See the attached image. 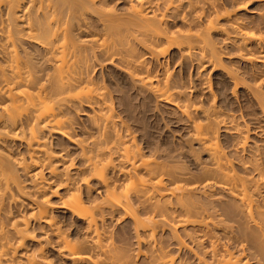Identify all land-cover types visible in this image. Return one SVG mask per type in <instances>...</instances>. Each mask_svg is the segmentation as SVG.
Returning <instances> with one entry per match:
<instances>
[{
  "label": "bare ground",
  "instance_id": "6f19581e",
  "mask_svg": "<svg viewBox=\"0 0 264 264\" xmlns=\"http://www.w3.org/2000/svg\"><path fill=\"white\" fill-rule=\"evenodd\" d=\"M191 1L187 2L191 23L187 11H182L187 6L181 7L177 0H127L122 13L108 10V0L3 1L8 25L0 22L7 26L3 30L0 25V141L17 140L22 150L14 164L0 154V264H54L44 254L38 233L43 229L44 235L54 236L51 241L57 250L73 262L132 264L107 222L117 217L132 221L137 243L144 236L151 243L148 264L185 263L161 236L156 237L157 228L164 225L177 239L178 250L191 251L194 264H264V75L259 77L254 66L255 62L264 66V10H258L261 25L254 31L239 21V2L232 0L236 6L228 10L217 6L216 0ZM258 1L264 7V0ZM177 16L189 24L187 28L169 25V17ZM219 17L226 18L227 31L237 40V56L252 65L241 72L237 67L225 70L233 84L231 94L246 86L260 108L263 121L251 131L262 138L261 144L247 146V129L242 140L236 137L230 146H222L220 131L240 134L242 115L222 109L209 82L202 88L210 93L211 101L204 105L197 96L177 89L179 85L171 83L166 71L168 57L164 55L171 47L180 50L181 59L194 57L214 69L222 65L221 52L209 37ZM28 43L39 48L30 51ZM138 48L143 52L138 53ZM100 55L117 59L132 88L171 104L190 121L189 141L196 144V152L206 155L202 160L196 153L184 155L197 162L196 173L174 163L177 160L148 156L128 136V126L112 112L110 87L95 70L93 59ZM156 62L163 67L161 77L153 72ZM252 77L256 80L250 85L246 81ZM82 103L92 110L87 130L69 113ZM53 134L60 137L52 141ZM15 163L25 171L32 169L34 189L23 192L29 197L26 214L16 215L12 210L16 192L24 188ZM51 184L50 193L58 195L55 203L45 191ZM91 184L99 186L97 195ZM56 209L83 222V233L76 240L56 219ZM228 217H236V228L235 223L225 222ZM188 226L198 234L187 232ZM179 230L189 235L191 244L179 238ZM203 239H208L205 248ZM30 242L38 244L18 260V248Z\"/></svg>",
  "mask_w": 264,
  "mask_h": 264
},
{
  "label": "rangeland",
  "instance_id": "374dc122",
  "mask_svg": "<svg viewBox=\"0 0 264 264\" xmlns=\"http://www.w3.org/2000/svg\"><path fill=\"white\" fill-rule=\"evenodd\" d=\"M3 1H5V0H3ZM3 1L0 0V2H2V3H0V6L2 7V8L0 7L1 8L0 13L2 12L0 14L1 15V17H0L1 21L0 22H4V23H6V25H8L7 24L8 23V16H7L5 9L3 8L4 6H2ZM108 1H110V3L107 2L109 4H107L108 6H105V7L111 11H113V9H114V12L116 11V13H122L121 11L125 10L129 4L127 2V0L126 1L125 0H108ZM177 1H180L181 4H183V5H181V7L184 5L187 6L186 10L184 8H180L181 10L184 9L182 11L186 12L187 10L188 11L192 10L191 8H190V10L188 9L189 4H187V2H190L191 0L190 1H188V0H177ZM192 1L194 2V0H192ZM233 1L234 2L236 1V3L239 2L242 4V5L239 4V5H241V6H239V10L235 9L237 16H239V19H240L239 21H241V23H243V26L245 28L247 27L246 29L256 31L257 24H259L258 20L260 19V17H258L260 15L258 13V10H264L263 2L258 1V0H233ZM233 1L232 0H216L217 6L219 4H220L219 7L220 6L222 7V5H223L222 8H224V6H226L228 10H231L232 8L234 9V7L236 6V4H234ZM231 4L233 5V7H231ZM110 8H112V9H110ZM222 8H220V9H222ZM188 11L186 12V14L185 13L184 14L185 15L189 14ZM190 12H192V11H190ZM259 12H261V11H259ZM191 16H192V14L187 15V17H186L189 21L188 23H191V21H190ZM90 17H94V14H92ZM178 18L180 20H178ZM90 22H93L92 18H91ZM185 22L186 21H183L178 16H177V18L169 17V25L172 26V28L174 26L175 27L180 26L179 28H182V25H183V28L184 27L187 28L189 24H185ZM216 22H217L216 26H218V27L213 28V30H211L209 32V37L212 38L211 39L212 42L215 43L216 48L221 52L220 54H221L222 65L220 67L217 66V68L214 69L212 67V65H208V64L206 65L205 63L202 64L199 62V60H197L194 57L187 58V59H181L180 58V50L177 49L176 47H171V48H168V50H166V53L164 55L165 59L168 57L167 58V64H168L167 67L168 68L166 69V66H164V69H166V71H168L167 73L169 75L168 74L167 75L170 76L169 77L170 81L172 80L171 83L175 86L179 85V87H177V89L181 88V90H183V91L186 90L187 93H190L191 95L197 96V98L199 100H201L204 103V105H208L209 102L211 101L210 93L204 92L203 91L204 89L202 88L205 85V82H209L212 92L216 94V101H217L216 103L220 104L222 109L230 110V111L235 110L236 113H238V114L240 113L242 115V117L240 118L242 132L240 134L233 135V134L226 133L220 129L221 131H220V135H219V143L222 144V146H230L231 143L236 142L237 138H238L237 140H242L241 135H246L247 129L249 130L248 138L246 140L247 146H253L255 144H259V142L261 144L260 139H262V138L259 137L258 135L253 134L251 131L253 126L257 122L263 121L262 120L263 115H261V113H260L261 111L259 110L260 108L257 106V104H255L256 102H255L254 98H252V95L249 96L251 93H250L249 89L247 90L246 86L238 88L237 92L235 94H233V95L231 94L233 84L228 79L229 77H227L226 70H225L227 68H233L234 69V67H237L236 69L240 68V69H238L239 71L240 70L243 71L242 69L246 70V68L248 70H250L249 67L252 65L249 62L246 63V61H244V59H242L241 57L239 58V56H237V54H239V53H237L238 49H236L237 48V46H236L237 40H236V38H234V35H232V33H229L227 31L228 21L226 20V18L219 17ZM4 23H0V25L4 24ZM18 24H21V22L18 21ZM92 24H95V22ZM4 25H1L2 27L0 26L1 28H3V30L6 29L5 27H7V26L4 27ZM194 25L195 24H193V25L191 24V26H194ZM259 25H261V24H259ZM94 26H93V29L94 28L97 29L96 26L95 27ZM195 27L199 28V26H195ZM252 27H253V29H252ZM194 28L192 27L193 30H194ZM2 31H0V33ZM0 35H2L0 37H3V32ZM1 40L2 39H0V41ZM30 44L31 43H28V47H27L30 51L34 52V49L39 48L36 45H33V44L30 45ZM162 46H165V44ZM252 48H253V46H252ZM139 50L142 51V49L138 48V50H137L138 53H141V51H139ZM93 63L95 64L94 66H96L95 70H96L97 74H99V75L102 74L104 76V79H105V80L103 79L104 84L106 82L105 85L107 86V88L110 87L109 89L111 91L109 89L108 90H109L110 94L112 95V98L114 99V101H113L114 103H112V109H114V110L112 112H114V111L116 112V113L114 112L113 114L115 115V117L119 116L120 118L119 119L117 118V119L118 120L121 119V121L124 122V125L128 126V127H126L129 129L128 131H130L129 132L130 134L128 136L129 137L131 136L132 138L134 137V139H133V141H135L134 143L138 144L137 146L142 148V151L145 150L144 152L148 156H149V154L150 155H152V154L161 155L160 159L163 161H167V162L169 160L171 162L172 161L174 162V160H177L174 163L182 164V166L186 165V167L188 169H190L192 172L196 173L198 171V168H199L197 162L193 161L191 159V156L185 157L184 155H187V154L188 155H195V153H196V154H198V157H199L198 160L199 159L200 160L205 159L206 155H204L203 153H199L198 151L196 152V150H195L197 147L196 144L194 142L189 141V134L192 133V130H193L192 124L190 123V121L184 115H182V113L179 110H177L175 107H173L171 104L166 103L164 101L157 100L149 92H146L144 90L142 91L138 88H132L127 74L119 67L120 65L118 64L116 58L113 60H110L108 58L106 59L105 56L100 55V57L97 56V57H95V59H93ZM255 63H256L254 65L255 68L261 72V73H259V71H258L257 75H260L259 77H262V74L264 75V70H263L264 66L259 65V63H257V62H255ZM156 64L153 63V65H152L153 68L156 66L154 68L155 70H153V72L154 71H155L154 73L157 72L156 74L158 75V77H161L162 76L161 68L163 69V67H161L162 65H159V62H156ZM256 69H255V71H256ZM159 74H160V76H159ZM253 79H255V78H253V77L251 79L247 78L246 82L250 85L254 84L256 79L255 80H253ZM99 81H102V80H99ZM263 88H264V85H263ZM234 95H236V96L234 97ZM90 110H91L90 106L86 105L85 103H82L78 107L73 106L72 108H70L69 113L71 115H73L72 117H74V119L79 123L78 125L80 127H84V129L87 130L88 128H85V127H89L88 126L89 125V123H88L89 117H87V116H89L88 113L92 111V110L91 111ZM202 121H204V120H202ZM76 128L78 129V127H76ZM122 130L124 132H126L124 134L127 135V133H128L126 131L127 129L125 130V127H121V131ZM59 137L60 136H58L57 134H53L51 140L55 141L56 138H59ZM8 141H9L10 145L0 141V143H1L0 144V154L3 157H5V156L8 157V160L10 159L9 163L12 162L14 164V162L15 161L17 162V158L20 156L19 152L22 150V147L19 145V142L17 140L8 139ZM12 142H14V143H12ZM65 142L68 143L69 148L72 147L71 149L74 150V146L72 144H70L67 141H65ZM3 144H4V146H3ZM15 144H17L18 146ZM7 149H9V151ZM192 150H193V152L195 150V152L193 153ZM162 155H166V156H162ZM167 155H172L173 157H170V156L167 157ZM238 156H241V155H238ZM169 157L174 158V159L173 160L168 159ZM4 160H7V159H4ZM77 160L78 159L76 158L75 161H77ZM15 165L17 168L16 172L19 176V178L17 176V178L19 180L18 182H21L24 185L23 187L26 189V191H23V190H25L23 188V190H22V192H20V194L16 192L15 195L18 198L16 196H14L17 199H15L14 202L12 203L16 209L13 206L12 210L14 211V213L17 212L18 214H20V213L26 214V213H28L26 211L29 210V207L27 205L28 199H26V198H29V197H27L28 196L27 193H23V192H28L29 190L34 189V188L32 189V185L34 184V182H32V179H33L32 173H31L32 169L31 168L26 169V171H25V169L18 168V165L16 163H15ZM13 168H15V167H13ZM20 169L24 170L25 172L20 170ZM27 170H29V171H27ZM43 176H44L45 180L48 178V175L45 173V171H44ZM92 183H94V181ZM22 184H21V186H22ZM93 185H92V187L94 188L93 195L94 194L97 195L96 188H98L99 186L97 184L94 186ZM47 187L50 189V190L49 189L45 190L46 193L49 192L48 199L50 200L51 203H55L57 201L58 195H55V193L51 194L52 193L51 189L53 187V184H51V187L46 186V188ZM218 192H220V194H224V192H221L219 190H218ZM56 211H58V210L57 209L54 210V212L57 214L56 219L62 220V223L64 225H66L65 228L67 227L66 230H68V229L70 230V231L68 230V233L70 234V236L73 235L71 237L74 238L77 236V234L79 236L80 234L83 233L82 232L83 222L81 220H77V219L71 217V215H69L67 213L65 215V214H61L60 212H56ZM235 219H236V217H232V219H230L228 217L225 219V222L227 224L235 223V225H234V227H235L238 225V223ZM226 220H228L230 222H228ZM231 220H233L234 222H232ZM107 222L110 223L109 228L112 231V233L113 234L116 233L115 235L118 236V238H119L118 242H120L121 247H126L127 253H129L130 258L132 259L131 260L132 264H148L149 263L148 260H150L151 256H152L151 253L149 252L150 248H151L149 246H151V243L146 239L145 236H144V238L143 237L141 238V241L139 243H137L136 234L133 232L132 221L130 219H128V217H126V218L123 217L122 219H121V217H119V218L117 217L116 219L114 218V220L108 219ZM111 226H112V228H111ZM163 227H164L163 229H161L162 227L157 228V230L159 229V231L156 232L157 233L156 237L161 236L160 239H162V241L165 242V244H167V246H169L168 248H171L170 250L174 254H176L175 256L179 259L181 258L183 260V262H185L186 264L196 263L195 262L196 260L194 259L191 251H189L187 248L179 247V250H178L179 244H178V246L176 244V242H178V241L173 236L170 227H168L166 225H164ZM189 227L190 226H188V228L186 230H188ZM43 230L44 231H42V232L41 231L38 232L40 234L39 238H41V236H42V239H43V240L42 239H39V240H42V245H43L42 247L44 248L43 250L45 251L44 254L46 257L48 256V260L51 259V261H50L51 263H54V264H84V262H81V263L80 262L77 263V261L73 262V260H71L69 257L68 258L65 257V255L63 253L58 251L59 249L56 247L55 243H53L54 241H51V240H54L53 239L54 236L50 233L44 235L43 232H45V229H43ZM179 231H178L179 238L181 237L180 239H183V241H186L185 243L189 242V243H187L188 245L191 244L190 239L188 237L189 235H186L182 231H180V232ZM192 231H194L193 235H196L197 230L195 231V230L189 229L187 232L193 233ZM218 235L221 236L220 231H218ZM220 238L226 239L225 237H223V238L220 237ZM74 239L76 240V238H74ZM203 240L206 242V244H204L205 242L202 241V245H204L202 247L205 248L207 246V243H208L207 240L208 239H203ZM36 244H38V243L34 242L32 244L30 242V244H26L23 247L18 248V250L15 254V257L18 260H23V258L25 257V254H26L25 250L30 249L31 247L32 248L35 247L34 245H36ZM234 246H235V243L232 242V247H234ZM202 247H200V248H202ZM147 252H149V253H147ZM146 256H148V257H146ZM133 261L135 263H133ZM2 264H8V262L3 261Z\"/></svg>",
  "mask_w": 264,
  "mask_h": 264
}]
</instances>
